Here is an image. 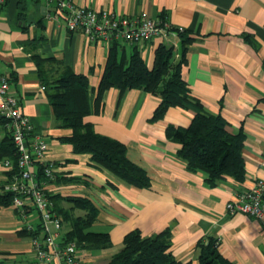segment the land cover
Wrapping results in <instances>:
<instances>
[{"label":"crops","instance_id":"0c3cea01","mask_svg":"<svg viewBox=\"0 0 264 264\" xmlns=\"http://www.w3.org/2000/svg\"><path fill=\"white\" fill-rule=\"evenodd\" d=\"M72 1L116 16L144 12L183 27L191 40L182 77L206 113L221 114L229 132L243 133L245 171L241 182L225 176L210 185L204 172L188 170L177 157L179 145L166 137L165 129L169 124L189 125L194 109L170 106L163 117L151 120L159 97L140 88L104 90L99 111L84 119L96 132L125 145L127 157L146 171L150 186L135 187L92 161L89 153L74 152L63 140L71 128L56 124L32 55L52 58L44 63L50 75L64 67L85 74L94 95L111 43L89 40L81 30L48 18L52 7L46 0H0V73L10 79L9 93L29 118L32 135L47 141L44 159L59 163L58 180L46 182L47 188L61 196L89 198L98 213L88 229L110 235L109 247L78 251V264L106 263L122 247L123 236L135 228L146 236L169 228L172 254L189 264H199L198 242L210 235L219 239V252L233 264H264V217L229 213L226 208L253 179L264 178V0ZM160 42L180 54L181 36L170 30L164 40L135 47L119 42V56L128 59L135 48L151 68ZM5 133L0 114V139ZM33 168L37 170L36 163ZM6 176L0 166V191ZM36 222L40 216L32 208L19 216L14 206L0 205V252L9 253L0 258L37 264L32 238L20 233Z\"/></svg>","mask_w":264,"mask_h":264},{"label":"trees","instance_id":"16d2710c","mask_svg":"<svg viewBox=\"0 0 264 264\" xmlns=\"http://www.w3.org/2000/svg\"><path fill=\"white\" fill-rule=\"evenodd\" d=\"M170 29L176 30L181 36V52L176 56L172 45L160 42L154 50L151 68L146 66L135 48L127 59L124 55L119 56V42H111L94 95L89 89L85 74L75 73L69 67H64L60 73L49 77L43 72L44 63L52 58H40L35 53L32 55L40 66L38 68L40 80L47 89L56 124L71 128V133L64 136L63 140L72 145L74 152L89 153L92 161L131 185L138 188L150 186L151 180L146 171L127 157L125 145L115 138L96 132L92 124L84 119L92 112L99 111L104 90L116 87L123 92L127 88H140L159 97L151 120L163 117L170 106L194 109L189 125L182 127L169 124L165 129L166 137L179 145L177 157L186 164L188 170L204 172L210 185H215L225 176L241 182L244 180L245 172L241 154L244 135L241 131L229 132L226 128L227 121L221 114L206 113L198 100L190 94V89L182 77V66L186 61V44L191 38L185 33V29L178 30L172 26ZM1 118L4 125L6 119L2 115ZM6 157L9 158L12 168L17 169L16 147L11 134L7 131L0 139V160ZM43 166V163L36 162V178L40 183L57 179L59 176L57 172L53 179L46 178ZM8 175L10 173H7ZM5 182L1 186L0 205L13 206L14 193L3 189ZM48 197L53 202L52 210L61 221L62 241L75 242L77 251L107 248L111 245L108 232L88 229L98 213V209L89 198L53 193H48ZM62 200L69 205L63 206L60 203ZM29 208L35 210L33 207H15L19 216L27 215ZM32 225V229L25 225L20 233L41 240L43 233L40 222ZM218 245L219 239L212 235L200 240L197 245L199 264H233L219 252ZM170 246L169 228L147 236L135 228L123 236L122 247L103 264H189L175 258ZM0 264L33 263L1 257Z\"/></svg>","mask_w":264,"mask_h":264},{"label":"built area","instance_id":"2783aa9c","mask_svg":"<svg viewBox=\"0 0 264 264\" xmlns=\"http://www.w3.org/2000/svg\"><path fill=\"white\" fill-rule=\"evenodd\" d=\"M46 1L52 7L47 13L48 18L63 21L69 30H81L92 41L137 45L155 38L164 40L171 30L167 21L154 19L144 12L135 16H116L107 9L76 5L72 0ZM10 83V79L0 73V114L6 119L4 126L17 151V169L12 168L9 158L0 160V166L10 173L3 189L14 193V207H33L40 216L43 238L32 239L37 264H78L76 244L61 240V221L52 210L47 184L37 180L33 168L36 162L43 163L44 176L53 179L59 163L44 159L48 143L44 138L32 135L29 118L22 112L18 98L9 93ZM226 208L229 213L264 217V178L253 179L227 202ZM27 228L32 229L33 225L27 224Z\"/></svg>","mask_w":264,"mask_h":264},{"label":"rangeland","instance_id":"374dc122","mask_svg":"<svg viewBox=\"0 0 264 264\" xmlns=\"http://www.w3.org/2000/svg\"><path fill=\"white\" fill-rule=\"evenodd\" d=\"M44 74L46 73V75H49V77H51V75L49 74V69H48V66H44Z\"/></svg>","mask_w":264,"mask_h":264}]
</instances>
